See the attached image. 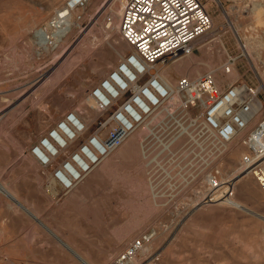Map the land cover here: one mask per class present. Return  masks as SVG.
Wrapping results in <instances>:
<instances>
[{
	"label": "rangeland",
	"instance_id": "1",
	"mask_svg": "<svg viewBox=\"0 0 264 264\" xmlns=\"http://www.w3.org/2000/svg\"><path fill=\"white\" fill-rule=\"evenodd\" d=\"M201 1L212 21L200 40L203 46L183 57L188 64L185 70H178L179 63L167 65L165 77L172 84L179 77L211 74L221 87L243 83L257 88L263 109L249 123L252 127L264 118V90H260L264 88V28L252 24L251 10L257 3L264 5V0ZM65 2L0 0V184H10L7 188L22 202L60 194L42 170L43 193L38 191L34 175L21 165L24 154L67 112L76 111L89 122L94 115L89 91L130 51L118 32L126 0H91L79 22L77 13L72 17V31L56 40L49 23ZM220 12L229 13L231 26ZM109 19L114 25L109 26ZM38 31L47 40L58 41L57 46L37 44ZM238 40L248 46L247 55L240 52ZM230 58L234 66L224 75L221 66ZM186 110L187 117L181 110L175 113L183 120L182 127L200 112ZM137 131L134 139L141 131V144H133L121 159L114 152L93 171L100 187L93 189L87 206L94 204L99 190L100 211L98 217L87 212L91 218L93 213L96 224L88 231L98 233L73 236L76 243L69 245L79 247L78 252L93 264H112L129 242L145 234L148 240L127 264H264V198L256 191L262 186L255 174L240 168L246 151L243 139L222 154L199 153L192 146V131L187 134L173 122L152 130L162 144L144 139L145 127ZM165 144L168 149L162 147ZM101 166L105 169L100 172ZM214 172L220 180L234 182L230 202L203 200L205 178ZM115 186L123 188L122 201L111 196ZM16 209L0 193V264H80L39 220Z\"/></svg>",
	"mask_w": 264,
	"mask_h": 264
},
{
	"label": "built area",
	"instance_id": "2",
	"mask_svg": "<svg viewBox=\"0 0 264 264\" xmlns=\"http://www.w3.org/2000/svg\"><path fill=\"white\" fill-rule=\"evenodd\" d=\"M90 1L66 0L62 7L80 10L76 15L79 22ZM211 23L201 0H126L118 32L130 51L89 91L88 98L94 104L92 119L86 124L75 112H67L28 150L48 172L51 186L61 195L70 193L144 125L152 129L143 138L151 137L162 144L152 130L169 122L178 126L172 120L174 114L196 108L198 117L185 125L193 133V149L222 154L242 136L246 148L242 166L261 173L264 189V118L249 125L259 102L257 88L243 83L221 87L211 74L194 79L179 77L169 87L158 76L157 67L164 69L191 55ZM37 33L41 46L40 31ZM234 62L232 58L227 61L225 73H230ZM162 147L168 149L166 144ZM218 176L214 172L205 178L204 201L212 196L232 200L234 182ZM147 240L144 234L129 242L112 264H127Z\"/></svg>",
	"mask_w": 264,
	"mask_h": 264
},
{
	"label": "crops",
	"instance_id": "3",
	"mask_svg": "<svg viewBox=\"0 0 264 264\" xmlns=\"http://www.w3.org/2000/svg\"><path fill=\"white\" fill-rule=\"evenodd\" d=\"M164 71L168 74L165 68ZM21 165L24 170L29 171L30 173H32V175H34L36 187L40 193H43L42 190L43 180L41 179V176L39 174L40 171L39 167L36 164V162L33 160V158L30 157L29 154H24ZM104 169L105 166H101L98 169V171L101 172ZM12 175L14 177L15 175H17L16 170L12 172ZM4 185L7 188V186H9L10 184L4 183ZM99 187H100V182L96 180V173L93 174L92 172V174L90 173L73 191H71L70 193L64 196H60V194H58L57 197L54 195L49 197L47 195L46 196L43 195L41 196V199L40 197L37 196L35 201L32 199L25 198L22 202L19 201L16 192L13 190H9L8 188L7 189L10 191L11 198H9V196L7 195L4 194L3 195L9 198L13 202V204H15L18 210L21 209L22 211H24V213H26L27 215V218L30 217L32 219L39 220V222L45 228L47 227L49 234L53 236L56 242H58V244L61 247L63 248L65 247V249H67L69 252L74 254L73 255L74 258L78 260L80 264L83 263H81L79 258L82 260H86L87 262L89 261L88 262L89 264H93L89 259L86 258L85 255L78 252L79 247H76L75 245H74L75 247H73L70 246L69 244L76 243V239L73 236L98 233V231H92V229L88 231V228L95 227L96 224L93 223V218H94L93 213L91 218L87 212L88 211L95 212L96 217H98V212L100 211L99 190H96L95 193L96 198L95 201H93L94 204L91 206H87V204L91 203L90 199L92 198L93 195L92 194L93 189ZM110 193L112 198H114L117 201L118 200L122 201L123 199L122 186L119 187V189L118 186H115V190H112ZM112 226L113 225H110L108 226V228ZM115 227H118V222L116 221H115ZM111 232L118 234V231L114 232L112 230ZM121 233H122V226L120 225L119 234ZM70 247L73 249H71Z\"/></svg>",
	"mask_w": 264,
	"mask_h": 264
},
{
	"label": "bare ground",
	"instance_id": "4",
	"mask_svg": "<svg viewBox=\"0 0 264 264\" xmlns=\"http://www.w3.org/2000/svg\"><path fill=\"white\" fill-rule=\"evenodd\" d=\"M214 1H216L217 2V0H214ZM125 5V4H124ZM124 7V6H123ZM122 10H123V8L121 9V12H120V16H121V13H122ZM223 10V9H222ZM80 10H73V11H68L67 9H65L64 7H61V8H59V9H56L55 10V15H54V19H53V22H51V23H49V24H52V26H53V32L50 34L51 36L53 35V36H55L56 35V40H62V38H64V36H66V34L67 33H70L71 31H72V27H73V25H74V22H72V17L74 16V15H76V13H78ZM100 11V10H99ZM221 11V10H220ZM221 13V16L223 15L224 16V18L225 19H227V23H228V25L229 26H231V23H230V21H229V13L228 12H220ZM120 16H119V19H120ZM251 16L253 17V22H252V24L253 25H255V26H258V27H261V28H264V5L262 4V3H257L256 5H254L253 6V9L251 10ZM77 22V21H76ZM118 24H119V22H118ZM112 25H114V22H112L111 21V23L109 24V26H112ZM211 26H212V23H211ZM210 26V27H211ZM240 31V30H239ZM241 32V31H240ZM235 33V32H234ZM41 36H42V41L41 42H43L45 45H51V47H56L57 46V43L56 42H58V41H56V42H54V41H49V40H47L48 38L47 37H44L43 36V34L41 33ZM242 36V35H241ZM201 38L202 37H200L198 40H197V42H196V47H197V49H198V46H199V44H200V40H201ZM245 41V40H244ZM42 43V44H43ZM238 48H239V50H240V52L242 51V53L244 54V56L245 55H247V49H248V46L246 45V44H243L240 40H238ZM203 46V44H200V48ZM236 47V46H235ZM202 50V49H201ZM247 57V56H246ZM183 59H185V58H179V59H177V60H175L174 61V63L173 64H175V63H179L178 64V66H177V68H178V70H180V69H182V68H184V70H185V67L188 65L186 62H184L183 61ZM183 61V62H182ZM233 66H234V63L232 64V67H231V71H232V68H233ZM224 67H225V64H223V66H221V71H222V73H224V75H229L230 73H231V71H230V73H225V71H224ZM157 69H158V76H159V78L162 80V82H164L167 86H169V87H173L174 86V84H175V82L174 83H170L167 79H166V77H165V71H164V69H162V66H159V67H157ZM238 73V72H237ZM233 76H235V74H233ZM47 77V75L45 74V75H42L41 77H40V82H42L43 80H45V78ZM185 77H187V76H185ZM170 78V77H169ZM189 78V77H188ZM263 83V82H262ZM258 90V89H257ZM260 90H264V88L263 87H260ZM88 102H89V107H90V109H91V111L93 112V108H94V104L92 103V101L88 98ZM82 104V103H81ZM83 105H87V104H83ZM261 106V107H260ZM263 103L259 100V102H258V104H255V106H254V116H253V118H252V120H254L255 118H256V116H258L259 115V113H260V111L263 109ZM81 110H83V112L84 113H88V111L86 110V108H81ZM181 111L182 112H184L185 113V116L187 117L188 116V112H187V110L186 109H181ZM75 112V114H77L86 124H88V122H86L82 117H81V115H79V113H77L76 111H74ZM86 116V115H85ZM257 119V118H256ZM172 120H174L176 123H177V125L179 126V128H180V130H181V128L182 129H186V131H187V127L188 126H185V125H183L184 127H186V128H184V127H182V124H180V121H183L182 119H178V117L174 114V118L172 119ZM251 120V121H252ZM250 121V122H251ZM249 122V123H250ZM143 127H145V129H146V133L148 132V131H150L152 128H149V126H146V125H144ZM138 132V131H137ZM136 133V132H135ZM135 133L123 144V145H121L115 152H116V154H115V157L116 158H118V159H121V158H123L127 153H128V151H130V148H132V146H133V144H135V143H139V144H141V138H142V132L141 131H139V133H140V136L138 137V139H134V135H135ZM242 139V136H239V137H237V139H235V141L237 140V141H240V143L239 144H241V140ZM135 140V141H134ZM132 141H134L133 143H132ZM234 141V142H235ZM234 142H233V144H234ZM243 142V141H242ZM239 146V145H238ZM140 147V150H141V152H142V146H139ZM29 154V153H28ZM142 154V153H141ZM112 155V154H111ZM110 155V156H111ZM243 155V154H242ZM29 156L30 157H32L30 154H29ZM110 156H108V157H110ZM107 157V158H108ZM33 158V157H32ZM33 160L36 162V164L38 165V167H39V170H42V173L44 174V175H46V177L48 178V180H49V174H48V172H46V170L43 168V167H41V165H39L38 164V162L33 158ZM241 160H242V156H241ZM241 160H240V168H242V170L243 171H246V172H250V173H253V174H255L257 177H258V179H259V183L260 184H262V182H261V180H262V176H261V173H259V172H257L256 170H252V171H248V170H246V169H244L243 168V166H242V162H241ZM104 161V160H103ZM220 176V175H219ZM218 176V177H219ZM4 184V183H3ZM3 184H0V192L2 193V194H4V195H7V196H9V198H11V194H10V191L7 189V188H5V186L3 185ZM204 184V183H203ZM259 186V185H258ZM52 188H53V186H51ZM203 187H204V185H203ZM257 187V186H256ZM260 187V186H259ZM256 191H257V193H258V195H259V197H261L262 199L264 198V194H262V193H264V189L263 188H257L256 189ZM254 192V191H253ZM54 193H55V191H54ZM15 194V193H14ZM203 195H207V193H204ZM14 197V196H13ZM18 200V199H17ZM211 200L213 201H216V202H218V200L219 199H217L215 196H212L210 199H208V202H211ZM221 202H225V201H221ZM230 202V201H229ZM18 203V202H17ZM263 204H264V202H263ZM22 206V205H21ZM46 229H47V227H46ZM48 231V230H47ZM54 234H55V232H54ZM56 238V237H55ZM59 240H61V239H59ZM60 242V241H59ZM146 246V245H145ZM65 248V247H64ZM71 248V247H70ZM71 249H73V248H71ZM143 250H144V248H143ZM77 253V252H76ZM75 253V254H76ZM74 255V254H73ZM82 256V255H81ZM76 257V256H75ZM83 258V257H82ZM79 260L81 261V263H83V264H89L86 260H82V259H80L79 258Z\"/></svg>",
	"mask_w": 264,
	"mask_h": 264
}]
</instances>
